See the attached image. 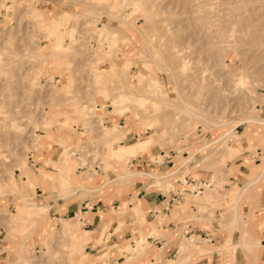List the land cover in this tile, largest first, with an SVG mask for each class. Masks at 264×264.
I'll list each match as a JSON object with an SVG mask.
<instances>
[{
    "label": "rangeland",
    "instance_id": "obj_1",
    "mask_svg": "<svg viewBox=\"0 0 264 264\" xmlns=\"http://www.w3.org/2000/svg\"><path fill=\"white\" fill-rule=\"evenodd\" d=\"M112 63H119V72ZM263 101L264 0H61L54 7L43 0H0V264H110L105 254L91 258L93 241L85 244L89 254L79 246L84 225L77 235L72 220L49 214L53 225L46 226L49 206L33 213L38 208L23 193L26 181H37L31 156L46 151L56 135L62 136L56 143L61 156L51 179L62 187L71 160L79 166L91 154L110 157L115 131L120 137L123 129L100 122L106 112L99 103H112L122 127L132 123L130 131L141 132L122 144L146 138L147 130L151 144L160 140L165 148L190 143L188 136L198 148L219 140L195 162L219 176L241 152L237 120L262 118ZM74 124L85 125L87 134L74 140ZM261 155L253 159L261 162ZM222 183L205 194L225 197L211 205L227 214L237 196L221 192ZM235 218L241 237L244 230L257 243L251 254L242 249L239 259L257 264L262 238ZM188 240L175 262L187 256ZM236 249H222V264H238Z\"/></svg>",
    "mask_w": 264,
    "mask_h": 264
},
{
    "label": "crops",
    "instance_id": "obj_2",
    "mask_svg": "<svg viewBox=\"0 0 264 264\" xmlns=\"http://www.w3.org/2000/svg\"><path fill=\"white\" fill-rule=\"evenodd\" d=\"M60 1L43 0V3L54 7ZM45 10L52 11L49 8ZM113 25L119 27L118 24ZM112 65L114 71L119 72V63ZM260 105V116L264 119V101ZM97 109L106 112L105 118L100 119L103 125L119 127L120 124L123 129L120 137L119 130L115 131L112 141L114 152L107 160L101 157L94 160L92 154L79 166V161L71 160L64 167L62 177L67 179V185L62 187L58 178L51 179L56 176L53 163L61 156V147L56 143L62 140V136L56 135L53 140L56 142L49 140L48 149L37 153L36 159L31 156L37 181H26L23 193L31 199L26 203L38 208L31 212L41 215V209L49 206L43 216L46 226L53 225L49 214L60 221L72 220L69 226L77 235L79 227L84 225V235L77 241L79 246L89 254L84 250L85 244L93 241L91 258L97 260L105 254L110 264H165L167 261L173 264L170 260L182 252L181 244L192 237L196 238L195 242L184 253L190 255L188 264H222L221 244H237L241 240L239 222L235 217L245 220L254 237L262 238L264 248L263 124L247 118L237 120L241 123L235 126L234 131L240 137V145L235 143V148L241 152L227 160V167L218 176L212 168L195 165L196 157L204 150L197 147L199 141L175 148H165L160 140L145 149L141 148L140 141L122 144L123 139L138 140L137 134L141 132L130 131L132 123L123 128L119 122V110L113 111L112 103L104 106L99 103ZM84 129H87L85 125L74 124L72 138L76 140L81 133L87 134L88 130ZM147 132L146 138L154 137ZM104 151L106 153L107 149ZM127 151L135 152L125 153ZM261 153V162L253 159ZM215 182H223L221 192L227 191L234 198L230 195L234 191L238 197L236 206L231 200L229 205L232 208L227 214L211 205L212 202H225V197L219 199L213 192L205 194L206 190H213ZM29 189L36 190V196H29ZM212 195L215 198L209 199ZM28 211H23V214ZM23 214L18 211V215ZM78 222L81 225L78 226ZM129 246L131 248L128 249ZM240 252L242 248L237 247L236 262L245 264V256L239 259ZM260 253L257 264L264 262V250ZM170 256L173 257L168 258Z\"/></svg>",
    "mask_w": 264,
    "mask_h": 264
},
{
    "label": "bare ground",
    "instance_id": "obj_3",
    "mask_svg": "<svg viewBox=\"0 0 264 264\" xmlns=\"http://www.w3.org/2000/svg\"><path fill=\"white\" fill-rule=\"evenodd\" d=\"M251 120H253V121H255V122H257V123H260V124H263L264 125V119H261V118H254V119H251ZM222 124H227V123H222ZM221 124V125H222ZM229 133H231V131L230 130H227V131H225V135H228ZM186 140H187V142H193V138L191 137V136H188V137H186ZM185 140V141H186ZM217 141H219V140H214V141H212V142H208V143H206L201 149H205V148H207V147H209L210 145H212V144H214V143H216ZM140 145H141V148L142 149H145L146 147H148L149 145H151V143H152V140H151V138H145V139H143V140H140ZM164 144V143H163ZM129 146V145H128ZM199 152V151H198ZM76 153V152H75ZM77 153H78V151H77ZM197 153V152H196ZM195 153V154H196ZM78 155V154H77ZM119 156H120V154H119ZM263 171H264V160H263ZM258 178V177H257ZM229 197H231V196H229ZM232 198V197H231ZM235 200H236V204H235V206L237 205V203H238V197H235ZM249 237V235L243 230V233H242V237H241V241L239 242V243H237L236 245H229V244H224V245H221L222 246V249H225L226 247L227 248H237V247H241L244 251H246L247 253H249V254H251L250 252H249V250L250 249H252L257 243H256V241L254 240V239H252L251 237V240L248 238ZM195 239L196 238H189V240H188V242L186 243V244H184V247H187L189 250H190V247H191V245L195 242ZM142 241V240H141ZM141 241L139 242V243H141ZM252 241H254L255 243L254 244H252ZM259 246H260V244H259ZM129 248H131L130 246L128 247V249ZM104 257H105V255H104ZM170 261H172L173 262V264H186V262H188V261H190V256L189 255H187V256H184V257H182L178 262H175V260H170ZM169 263V261L166 263V264H168Z\"/></svg>",
    "mask_w": 264,
    "mask_h": 264
}]
</instances>
